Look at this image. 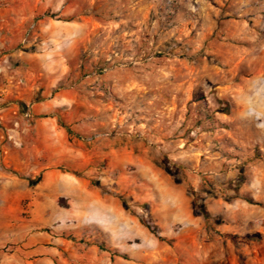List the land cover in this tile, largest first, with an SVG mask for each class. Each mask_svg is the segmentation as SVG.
I'll use <instances>...</instances> for the list:
<instances>
[{"label": "rangeland", "instance_id": "obj_1", "mask_svg": "<svg viewBox=\"0 0 264 264\" xmlns=\"http://www.w3.org/2000/svg\"><path fill=\"white\" fill-rule=\"evenodd\" d=\"M79 14L89 16L86 34L60 28L46 34L39 24L23 46L31 22L64 25ZM1 67L35 73L25 99L9 96V81L0 74V108L13 105L19 117L0 118V178L33 183L52 161L38 139L22 132L33 128L36 88L52 78L49 95L70 98L53 113L69 127L67 141L78 151L76 167L63 161L57 170L88 180L123 204L122 217L98 215L104 230L89 241L98 251L95 260L153 264L174 246L160 237L159 219L144 200L152 173L132 163L134 154L185 181L196 210L213 195L264 204V0H0ZM103 67L105 72L88 76ZM120 147L124 165L100 166L115 161ZM100 150L107 159L95 154ZM195 180L203 187L194 189ZM163 219L169 221L165 214ZM223 220L206 225L210 240L220 236L216 226ZM168 227L175 232L182 225ZM79 230L70 235L74 243L86 236ZM254 235L232 234V254L216 264H264V236ZM150 237H157L156 249H142ZM135 247H142L138 254Z\"/></svg>", "mask_w": 264, "mask_h": 264}, {"label": "crops", "instance_id": "obj_2", "mask_svg": "<svg viewBox=\"0 0 264 264\" xmlns=\"http://www.w3.org/2000/svg\"><path fill=\"white\" fill-rule=\"evenodd\" d=\"M64 9L63 6L58 10ZM88 18V14L74 15L61 22L64 25H56L51 19H37L35 22L37 27L40 24L44 28L46 34L55 28L67 30L68 33L82 31L81 34H86L90 23H87ZM34 73V69L29 68H0V74L6 75L5 80L9 81L5 85L7 94L24 99L30 95L31 75ZM18 74L21 76H17ZM50 83L52 84V78L47 79L46 85L40 83L36 88L40 97L32 107L33 128H24L22 132L30 133L38 139L40 143L37 146L47 148L53 154L52 161L41 167V176L33 183L11 176L0 178V264H107V257L95 260L98 251L89 241L96 230H104V223L100 220L105 215L122 217L124 207L118 198L102 193L99 186L91 185L88 180L79 178L72 172L66 175L57 170V165L63 161L76 167L78 151L67 141L71 137L69 127L60 122L58 114L53 113L54 109L66 104L64 100L70 98L64 93L65 96L61 98L60 94L50 96ZM0 118L3 121H18L17 109L13 105L1 107ZM20 137L23 139V134ZM115 152V161L103 160L100 161V166L107 168L111 165L118 169L124 165L125 148L120 147ZM95 154L100 158H108L107 151L100 150ZM5 160H8L7 156ZM132 163L152 173L149 177V194L144 200L149 203L150 213L159 219L160 237L163 240H173L171 251L167 249L165 253H158L153 264H178L176 251L183 260L179 264H216L218 260L232 254L233 245L230 240H237V236L232 234L238 235V238L253 233L256 238L264 236V204L252 205L240 196H234L229 202L215 195L206 196L202 203L203 210L207 213L204 216L196 212L193 196L186 192L185 181H174L170 174L140 154L133 155ZM191 186L194 189L203 187L197 180L192 181ZM63 199L64 203L60 202ZM22 203H26L25 206ZM90 211L96 213L94 219L89 217ZM24 212L25 215L22 216ZM220 212L224 213V217L219 215ZM99 214L103 219L98 217ZM164 214L169 221L163 219ZM215 217L224 220L216 226L220 236L210 240L206 225ZM89 221L91 227L88 229L85 224ZM171 223L181 224L182 228L170 231L168 226ZM77 228L80 229V235L86 236L81 237L83 242L74 243L70 235L76 233ZM149 239L150 242L143 243L141 248L155 250L157 237ZM218 239H222V243ZM85 247L86 250H83ZM135 248L134 253L138 254L141 248ZM117 250L120 251L119 248ZM167 256H172L169 262ZM137 264L141 262L137 261Z\"/></svg>", "mask_w": 264, "mask_h": 264}, {"label": "built area", "instance_id": "obj_3", "mask_svg": "<svg viewBox=\"0 0 264 264\" xmlns=\"http://www.w3.org/2000/svg\"><path fill=\"white\" fill-rule=\"evenodd\" d=\"M36 31V22H33L29 25V27L26 29L24 36L22 38V44L23 46H26L27 43H29L31 41V39L34 37L35 32ZM107 69L106 68H101V69H94L93 71L90 72V74L88 76H96L101 72H105ZM25 116H30L29 113H25Z\"/></svg>", "mask_w": 264, "mask_h": 264}, {"label": "trees", "instance_id": "obj_4", "mask_svg": "<svg viewBox=\"0 0 264 264\" xmlns=\"http://www.w3.org/2000/svg\"><path fill=\"white\" fill-rule=\"evenodd\" d=\"M164 170H165L167 173L172 174L171 171H170L167 167H165ZM196 212H199V213L203 214L204 216H207V215H206L207 213L203 210V208H200L199 210H196Z\"/></svg>", "mask_w": 264, "mask_h": 264}]
</instances>
